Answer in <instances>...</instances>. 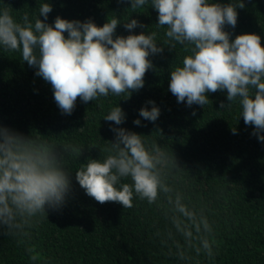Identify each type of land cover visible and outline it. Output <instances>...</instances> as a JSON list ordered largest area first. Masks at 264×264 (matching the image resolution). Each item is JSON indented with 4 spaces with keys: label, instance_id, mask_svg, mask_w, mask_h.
Wrapping results in <instances>:
<instances>
[{
    "label": "trees",
    "instance_id": "trees-1",
    "mask_svg": "<svg viewBox=\"0 0 264 264\" xmlns=\"http://www.w3.org/2000/svg\"><path fill=\"white\" fill-rule=\"evenodd\" d=\"M46 2L53 9L50 25L57 16L90 19L97 26L117 18L121 24L114 38L155 32L164 50L148 57L153 68L145 73L143 88L129 97L109 93L87 103L77 97L72 114L66 115L51 84L23 61L22 51L0 47V127L64 151V166L71 172L61 210L17 216L18 227H0V264H264V143L240 117L239 98L223 109L220 104L229 103L226 90L206 93L209 103L203 107L177 102L169 91L170 72L183 66L192 45L169 40L167 26H157L150 3L133 10L117 0H0V9L7 8L21 23L27 14L34 25L36 18L43 20L39 9ZM214 2L238 5L240 0ZM243 3L235 28L226 25L224 30L231 33L230 42L255 33L264 47V0ZM129 19L144 27L129 32L123 26ZM147 101L160 109L155 122L139 116L142 107L150 109ZM116 106L126 115L121 125L103 120ZM110 126L140 134L149 150L155 145L164 153L166 160L158 165L163 188L154 202L133 192L130 208L101 204L76 182L75 172L88 159L103 161L110 154L115 135ZM73 148H81V155ZM125 183L133 182L121 178L116 187Z\"/></svg>",
    "mask_w": 264,
    "mask_h": 264
},
{
    "label": "clouds",
    "instance_id": "clouds-1",
    "mask_svg": "<svg viewBox=\"0 0 264 264\" xmlns=\"http://www.w3.org/2000/svg\"><path fill=\"white\" fill-rule=\"evenodd\" d=\"M133 10L151 4L158 14L157 26H167L166 37L181 45H192L182 67L170 72L169 91L178 103L188 107L209 103L206 93L226 90L227 105L239 98L245 125L254 126L253 135L264 143V47L255 33L237 35L225 26L235 28L238 5L214 0H117ZM52 5L43 3L33 25L28 15L17 22L7 8L0 9V47L22 51V59L36 69V75L52 86L54 100L63 114L71 115L77 97L84 103L109 93L120 95L138 91L144 86L145 73L153 68L152 55L164 48L156 43L155 32L115 36L120 23L112 18L103 26L92 20H66L57 16L47 23ZM126 30L143 28L137 19L123 23ZM67 33V38L64 33ZM172 47H175L173 44ZM254 89V92L252 91ZM139 116L155 122L160 109L147 101ZM195 115V112H193ZM126 115L119 106L103 118L121 125ZM133 123L141 125L140 119ZM114 140L109 155L101 161L88 159L75 172V180L85 194L103 204L117 202L132 207L133 192L149 203L163 188L158 165L166 157L158 146L149 150L142 135L110 126ZM233 134L236 130L233 129ZM78 156L81 148H73ZM64 151L38 143L30 135L0 127V227H18L19 217H31L46 211H59L66 204L71 187V172L64 166ZM130 177L132 184L116 185ZM167 190L166 188L164 189ZM179 211L190 215L183 206ZM205 228L208 227L205 221ZM204 248L209 249L207 242Z\"/></svg>",
    "mask_w": 264,
    "mask_h": 264
}]
</instances>
